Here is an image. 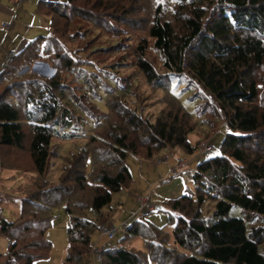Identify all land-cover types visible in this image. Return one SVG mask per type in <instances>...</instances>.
<instances>
[{
    "label": "trees",
    "instance_id": "obj_1",
    "mask_svg": "<svg viewBox=\"0 0 264 264\" xmlns=\"http://www.w3.org/2000/svg\"><path fill=\"white\" fill-rule=\"evenodd\" d=\"M124 3L39 0L38 10L50 19V33L34 38L1 67L0 86H6L0 90V167L25 170L14 157L27 152L37 178L16 193H0V205L21 202L14 220L0 207V232L9 239L0 264H35L47 258L52 250L47 231L62 205L70 215L63 264H89L98 226L80 213L87 206L101 213L113 194L130 183L128 154L153 159L176 146L192 153L197 147L188 135L203 124L217 130L221 122L230 131L219 153L197 166L196 192L167 201L177 246L168 243L164 227L139 220L125 227L124 240L142 231L148 252L105 246L101 264H149L148 256L159 264H264V0L157 4L147 36L133 54L147 84L165 92L161 101L166 106L154 121L133 108L129 97L136 86L125 84L117 67L104 66L106 75L97 74L91 64L76 68L73 51L64 42L76 18L89 31L92 24L108 29L109 21L135 16ZM41 52L50 55L48 62L56 70L57 62L63 63L62 70L51 77L19 75L45 57ZM69 70L74 84L62 79L61 72ZM174 78L186 82L185 89L199 90L189 97L198 99L196 114L173 91ZM78 139L85 144L67 156L60 181H49L52 159L60 155L55 141ZM205 142L201 138L198 144ZM78 189L90 190L88 203L73 200ZM209 197L216 201L215 221L202 211ZM235 205L244 217H229Z\"/></svg>",
    "mask_w": 264,
    "mask_h": 264
},
{
    "label": "rangeland",
    "instance_id": "obj_2",
    "mask_svg": "<svg viewBox=\"0 0 264 264\" xmlns=\"http://www.w3.org/2000/svg\"><path fill=\"white\" fill-rule=\"evenodd\" d=\"M124 5L127 4L128 11H134L137 14L131 15L124 21H109L110 27L103 29L92 24L89 31L87 23L76 18L77 22L72 28L67 31L71 36H66L64 42L69 50L73 51V63L76 68L80 65L91 64L95 67L97 74L106 75L107 68L104 66L117 67L120 70V75L124 77L125 84H133L136 86V93L129 97V101L133 108L142 113L144 116L150 117L153 121L157 118L163 108L166 106L161 100L165 98V92L162 90L156 91L150 87L145 78L139 73L135 60L133 59L134 50L139 41L147 36V26L150 24L155 8L162 0H121ZM39 0H26L23 4L18 5L12 2L16 9L23 10L25 7L31 6L33 13L40 16V19L45 22L41 23V29L38 35H48L50 32V20L44 19L42 13L38 10ZM33 6V7H32ZM167 8V7H166ZM59 24H65L62 19H58ZM66 27V26H65ZM104 27V25H103ZM27 30V26H25ZM86 35H80L85 34ZM1 32V31H0ZM74 32V34H73ZM78 35V40H77ZM16 36V35H15ZM32 38V40H34ZM31 40V41H32ZM88 41V42H86ZM118 42V43H117ZM117 43V44H116ZM116 47V48H115ZM125 50L124 54L123 51ZM117 50V51H116ZM118 52L114 56V52ZM44 54L43 52H41ZM15 55V54H14ZM44 58L36 60L31 66L20 71L19 75L25 73H33L41 77H51L56 71L57 74L62 70L63 63L57 62L56 68L52 67L48 62L50 55H45ZM113 56V57H112ZM6 54L0 49V61L6 59ZM95 59V60H94ZM98 62H97V61ZM0 63V64H1ZM3 65V64H2ZM2 67V66H1ZM112 67V66H111ZM62 79L74 84V72L72 70L62 71ZM111 77V76H110ZM6 84L0 86V90L5 88ZM74 86V85H72ZM186 82L179 78L173 79V91L177 93L192 113H195V106L198 99L189 100L196 91L197 87L185 89ZM19 94V93H18ZM103 106V105H102ZM103 114V113H102ZM196 114V113H195ZM219 124V123H218ZM216 125V124H215ZM230 131L229 126L225 122H221L216 130L208 124L199 125L194 132L188 135L190 143L197 147L194 152L190 153L181 146H176L170 149L162 150L156 158L144 159L129 153L126 159V164L129 167L132 180L117 193L113 194L112 202L101 210V213L96 212L92 206H87L80 213L84 218L97 222L104 221L108 226L115 225L118 227L115 238L109 239L102 234L98 229L93 237V245L90 248L89 264H97L95 258L97 254L93 252V246L105 245H120L127 249H131L137 253H147L145 236L142 231L140 233L124 240L126 236L125 224L130 225L135 221H147L157 227H164L168 243L172 246H177L172 224L169 223L170 213H173L167 205V201L178 198L187 193L196 192V184L193 179V174L196 171L199 163L211 156L219 153V148L226 133ZM209 137L210 140L207 138ZM206 139L207 142L198 144L199 139ZM85 144V140H69L55 141V148L60 155L52 159L51 167L48 171L47 178L51 182H59L63 175V168L66 163L67 156L76 152ZM210 146L208 149L207 147ZM264 146V145H263ZM21 163L25 170L2 168L0 175V193H16L19 186H26L34 182L37 178L36 173L32 170V163L27 152H21L14 157ZM90 169V164H87V171ZM87 192L78 191L75 193L73 200L78 202L88 203ZM139 197L146 198L149 205L154 207L150 210L143 204ZM147 204V203H146ZM21 202L19 199L10 203L6 202L0 205L1 209L8 219L14 220L20 212ZM216 209V201L212 198H207L202 206V211L209 221L218 219L214 215ZM53 225L47 231V237L52 242V250L47 258L36 260L35 264H63L67 255V227L70 224V215L66 210V206L62 205L56 208ZM175 215H179L175 213ZM245 213L240 206H233L229 213V217H244ZM127 222V223H126ZM263 224V223H261ZM143 230V226H141ZM5 242L4 252L0 250V254H5L8 251L9 239L0 233V243ZM1 249V246H0ZM183 251V249H181ZM185 251V250H184ZM188 253V251H187ZM149 264H159L148 256ZM1 262V258H0ZM142 264H146L145 261Z\"/></svg>",
    "mask_w": 264,
    "mask_h": 264
},
{
    "label": "crops",
    "instance_id": "obj_3",
    "mask_svg": "<svg viewBox=\"0 0 264 264\" xmlns=\"http://www.w3.org/2000/svg\"><path fill=\"white\" fill-rule=\"evenodd\" d=\"M33 10L34 9L31 8V6L25 7L23 10L16 9V7L12 5L11 0H0V49L6 54V56L10 53H20L26 45L29 44L32 38H34L33 36L39 34L38 32L42 26L41 23L45 22L40 19V16L33 13ZM42 17L46 19L45 21H47V19L50 20L46 15H43ZM5 23H9V26L5 27ZM25 26H27V30L25 29ZM48 31L50 32L51 28H49ZM3 63L4 60L0 64V70ZM0 170L2 173L1 167ZM4 245L5 242L0 243V250L2 252L5 250ZM98 245L105 247V245ZM91 260H93L92 256Z\"/></svg>",
    "mask_w": 264,
    "mask_h": 264
},
{
    "label": "built area",
    "instance_id": "obj_4",
    "mask_svg": "<svg viewBox=\"0 0 264 264\" xmlns=\"http://www.w3.org/2000/svg\"><path fill=\"white\" fill-rule=\"evenodd\" d=\"M12 2L18 4V5H21L23 4L26 0H11ZM5 27H8L9 26V23H5L4 24ZM15 55L13 53H10L7 55L4 63H3V67L6 66L8 64V62L14 57ZM210 146L207 147V149L209 148ZM209 150V149H208ZM0 175H1V170H0ZM146 198H143V197H139V200L145 204L150 210H154V207L149 205V201L148 199L147 200H144ZM147 203V204H146ZM97 226H98V229L100 230V232L102 234H104L105 236H107L109 239H113L115 238L116 234H117V231H118V227H116L115 225H112V226H108L106 222L104 221H97ZM124 226H127V224H125ZM103 250H104V247L100 248L98 246H93V252L94 254H97L95 259L96 260V263L97 264H101L102 262V253H103Z\"/></svg>",
    "mask_w": 264,
    "mask_h": 264
},
{
    "label": "water",
    "instance_id": "obj_5",
    "mask_svg": "<svg viewBox=\"0 0 264 264\" xmlns=\"http://www.w3.org/2000/svg\"><path fill=\"white\" fill-rule=\"evenodd\" d=\"M15 55H16V54H15ZM26 70H28V68H27V69L25 68V71H26Z\"/></svg>",
    "mask_w": 264,
    "mask_h": 264
}]
</instances>
